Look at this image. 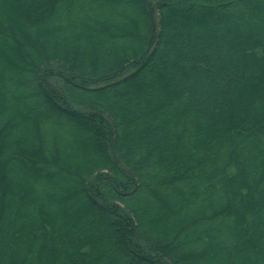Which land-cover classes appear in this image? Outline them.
Segmentation results:
<instances>
[{"label": "trees", "instance_id": "trees-1", "mask_svg": "<svg viewBox=\"0 0 264 264\" xmlns=\"http://www.w3.org/2000/svg\"><path fill=\"white\" fill-rule=\"evenodd\" d=\"M192 261L264 264V0H0V264Z\"/></svg>", "mask_w": 264, "mask_h": 264}, {"label": "rangeland", "instance_id": "rangeland-1", "mask_svg": "<svg viewBox=\"0 0 264 264\" xmlns=\"http://www.w3.org/2000/svg\"><path fill=\"white\" fill-rule=\"evenodd\" d=\"M3 1V0H2ZM31 2H32V4L34 3H36V2H38V3H40L41 2V0H31ZM31 11V10H30ZM32 12V11H31ZM33 12H36V11H33ZM11 16V15H10ZM4 17V16H3ZM12 17V16H11ZM26 32H27V34H28V36H30L31 35V39L30 38H28V41H27V46H25V53H27V55H30L31 53H30V50L28 49L29 47H28V42H29V44L31 45V46H35V47H38L39 46V42H38V40H36L37 38L41 41V40H43L45 37H36L34 34H30V32H29V30H26ZM170 33V32H169ZM171 34V33H170ZM17 38H18V35H15ZM78 56H81V57H83V52H81V50L78 52ZM24 58H25V56H24ZM26 59H27V56H26ZM147 97H144V99H146ZM143 99V98H142ZM49 152H51V148H49V147H45L44 148V153H43V155H44V157L47 159V158H49V154L48 153ZM85 154V153H84ZM71 162H72V160L71 159H69L68 160V163H69V165L71 164ZM35 165V164H34ZM7 177H8V179H9V181H11L12 182V184H13V187H12V190L15 192V194L16 195H18V194H20L21 192H20V189H25V190H27V189H29L30 187H31V182H26V181H24L23 179H21L20 180V182L19 181H17V180H15L14 179V174H12V173H10V174H8L7 175ZM21 178V177H20ZM9 199L10 198H8V201H9ZM11 220V217L8 215V216H6L5 217V219L3 220V227L5 228L6 227V225H5V222L6 221H10ZM57 225V224H56ZM2 227V228H3ZM184 248L183 247H181L179 250H177L178 252H181L182 250H183ZM181 250V251H180ZM192 264H197V262L195 263L194 261H192Z\"/></svg>", "mask_w": 264, "mask_h": 264}]
</instances>
